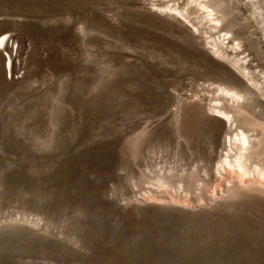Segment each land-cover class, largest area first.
Listing matches in <instances>:
<instances>
[{
    "label": "rangeland",
    "instance_id": "1",
    "mask_svg": "<svg viewBox=\"0 0 264 264\" xmlns=\"http://www.w3.org/2000/svg\"><path fill=\"white\" fill-rule=\"evenodd\" d=\"M259 3L208 0L214 25L195 0H0V264H264V190L218 188L212 108L264 152L235 66L264 84Z\"/></svg>",
    "mask_w": 264,
    "mask_h": 264
},
{
    "label": "bare ground",
    "instance_id": "2",
    "mask_svg": "<svg viewBox=\"0 0 264 264\" xmlns=\"http://www.w3.org/2000/svg\"><path fill=\"white\" fill-rule=\"evenodd\" d=\"M196 3L207 11L209 20L214 21V25L221 23L223 13L221 8H214L208 4V0H195ZM256 3H259L260 0H251ZM255 4V3H254ZM260 4V3H259ZM263 7V5H261ZM260 6V7H261ZM160 11L172 12V13H180L181 15H185V17L190 16V9L183 13V8L180 6L174 5H163L158 7ZM261 10V8H259ZM258 9V10H259ZM263 9V8H262ZM221 13L220 15L217 13ZM262 15V19H264V9L259 12ZM187 14V15H186ZM261 17V16H260ZM261 19V20H262ZM191 21V20H190ZM264 22V20L262 21ZM194 25V24H193ZM195 27V25H194ZM196 30H199V27H196ZM264 31V30H263ZM9 36L8 33H4L0 35V49H6V46L13 41V39ZM213 43V52L216 54H221L224 57L223 53L220 52L218 48L217 42ZM7 59L10 62L13 61V53L7 54ZM239 59L235 60V65L242 72L247 79L252 82V84L256 87V92L260 96H264V84H258L250 76V69L245 64H239ZM219 90L230 99H235L236 102H240L242 99V94L238 92L236 89H230L226 86H221ZM259 91V92H258ZM261 104H263L262 98H260ZM239 105L234 106L237 108ZM215 111L216 116H220L224 119L226 124L229 125V128L232 129V126H235V131L231 135H228V147L225 148L224 153L221 154L217 163L215 164V173L217 178L220 180L219 189L230 190L233 186L237 187H246V188H256L259 190H264V152L261 151V143L259 141L260 136L258 133H255L256 129L248 128L247 123L243 121L239 123L237 121V115L232 110L226 109L224 106H219L218 104L212 107ZM241 108V106L239 107ZM205 175L208 174L207 169H204ZM181 183H183L181 181ZM163 186L165 184L162 183ZM222 185V186H221ZM214 193H216L217 187H214ZM219 190V191H220Z\"/></svg>",
    "mask_w": 264,
    "mask_h": 264
},
{
    "label": "built area",
    "instance_id": "3",
    "mask_svg": "<svg viewBox=\"0 0 264 264\" xmlns=\"http://www.w3.org/2000/svg\"><path fill=\"white\" fill-rule=\"evenodd\" d=\"M12 40V39H11ZM12 42V41H11ZM6 56H7V54H6ZM13 60H14V53H13ZM16 60V59H15ZM7 67H8V69L10 70L11 69V67H10V65H11V62H10V64H9V59H7ZM16 62L19 64V62H18V58H17V60H16Z\"/></svg>",
    "mask_w": 264,
    "mask_h": 264
}]
</instances>
